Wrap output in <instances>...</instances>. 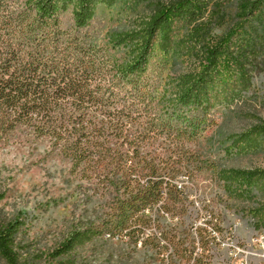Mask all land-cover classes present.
I'll list each match as a JSON object with an SVG mask.
<instances>
[{
  "label": "trees",
  "instance_id": "trees-1",
  "mask_svg": "<svg viewBox=\"0 0 264 264\" xmlns=\"http://www.w3.org/2000/svg\"><path fill=\"white\" fill-rule=\"evenodd\" d=\"M213 0H0V144L24 128L45 141L48 153L66 159L70 172L84 177L116 176L119 187L133 174L147 177L108 215L74 228L44 255V264H73L70 252L96 236L122 231L129 218L141 236L151 219L134 217L158 202L166 188L159 179L181 172L174 159L153 157L148 147L196 138L213 108L239 100L264 64V0H239L240 27L204 48L195 77L164 102L150 76V59L188 49L211 15L178 38L182 27L204 17ZM121 2L128 8L151 3L153 11L135 29L104 31L97 9ZM195 42V41H194ZM195 44V43H193ZM126 51L118 53L121 48ZM163 103H162V102ZM227 152L241 154L264 148V121L229 137ZM185 169V168H183ZM219 178L242 191L264 179V169L217 170ZM4 192L0 191V200ZM61 198L53 199L57 205ZM256 229L264 230V209H254ZM23 216L7 217L0 207V259L3 264H30L16 242ZM199 241L207 228L198 230ZM167 239L158 231L154 246Z\"/></svg>",
  "mask_w": 264,
  "mask_h": 264
},
{
  "label": "rangeland",
  "instance_id": "rangeland-1",
  "mask_svg": "<svg viewBox=\"0 0 264 264\" xmlns=\"http://www.w3.org/2000/svg\"><path fill=\"white\" fill-rule=\"evenodd\" d=\"M238 3L213 0L203 9L200 21L180 29L178 38L211 15L208 31L207 27L202 29L188 49L167 56L155 52L150 59V76L160 100L174 98L195 77L205 47L227 37L244 21L250 22L241 14ZM152 11L149 2L132 8L117 2L111 8L100 6L96 22L104 31L131 30ZM207 118L205 129L196 138L147 148L154 152L153 157L174 159L181 172H189L159 179L162 186L167 182L177 189L172 193L162 189L157 203L134 216L151 219L149 225L139 228L149 231L143 235V243L137 242L138 230L132 225L136 221L129 218L114 236H96L73 249L69 254L73 264H264V240L256 241L258 231L264 230L255 228L254 216V209H264V179L240 191L234 182L220 179L217 172L220 168L264 169V148L241 154L227 152L232 134L264 121V64L241 99L213 108ZM48 150L45 141L35 140L24 128L10 133L0 144V191L4 192L0 207L7 217L23 216L17 249L30 264H44V255L74 228L110 214L114 220L119 219L117 205L141 191L148 180L133 174L126 178L125 186L118 188L120 178L71 173V164ZM58 198L61 201L53 205V199ZM205 220L219 231V243L210 244L206 239L197 242L195 234L199 231H194L193 223L201 228ZM158 231L167 238L161 239L160 247L152 242Z\"/></svg>",
  "mask_w": 264,
  "mask_h": 264
},
{
  "label": "built area",
  "instance_id": "built-area-1",
  "mask_svg": "<svg viewBox=\"0 0 264 264\" xmlns=\"http://www.w3.org/2000/svg\"><path fill=\"white\" fill-rule=\"evenodd\" d=\"M146 211H148L147 209H146ZM208 224V221L207 220H205L204 221V224H203V227H201V229H203V228H207V232H206V240H207V243H215V244H217V243H219V240H218V230H217V228L216 227H214V224H212L211 226H208L207 225ZM193 225L195 226V232L197 231L198 232V230L200 229V228H198L197 226H196V224L195 223H193ZM145 230V229H144ZM148 230H147V232L145 233V232H142L141 233V236L140 237H138V240H137V242L139 243V244H142L143 242H142V240H143V235L145 234V235H148ZM258 235L256 236V241H258V242H260V243H262L263 242V240H264V232H262V231H258V233H257ZM197 237H199V235H198V233L197 234H195V238L197 239V242H200L199 241V238H197ZM218 240V241H217ZM195 255H197L196 253H195ZM198 264H202V263H198Z\"/></svg>",
  "mask_w": 264,
  "mask_h": 264
}]
</instances>
